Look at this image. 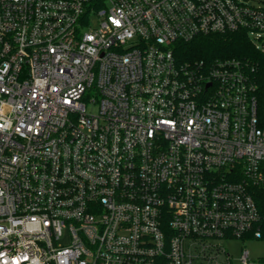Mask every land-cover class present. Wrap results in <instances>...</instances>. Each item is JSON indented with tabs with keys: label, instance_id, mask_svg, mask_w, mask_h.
<instances>
[{
	"label": "built area",
	"instance_id": "1",
	"mask_svg": "<svg viewBox=\"0 0 264 264\" xmlns=\"http://www.w3.org/2000/svg\"><path fill=\"white\" fill-rule=\"evenodd\" d=\"M236 31L264 51V1L0 0V264H230L217 240L263 239L264 89L175 54Z\"/></svg>",
	"mask_w": 264,
	"mask_h": 264
},
{
	"label": "trees",
	"instance_id": "2",
	"mask_svg": "<svg viewBox=\"0 0 264 264\" xmlns=\"http://www.w3.org/2000/svg\"><path fill=\"white\" fill-rule=\"evenodd\" d=\"M175 50L179 61L192 66L204 67L224 59L237 60L249 78L262 91L264 89V51L243 31L201 35L189 42L179 43Z\"/></svg>",
	"mask_w": 264,
	"mask_h": 264
},
{
	"label": "rangeland",
	"instance_id": "3",
	"mask_svg": "<svg viewBox=\"0 0 264 264\" xmlns=\"http://www.w3.org/2000/svg\"><path fill=\"white\" fill-rule=\"evenodd\" d=\"M262 35L264 39V31ZM258 44L264 47V40L258 41ZM217 241L221 245V247H223L226 250V252L229 253L228 258L226 253H221L218 256V259L221 262L229 261L230 264H244L242 261V255L244 253V250H247L249 253V257L247 261L248 264L262 263V259L264 257V238L263 239H257L252 237H247L243 239L231 238V239H223Z\"/></svg>",
	"mask_w": 264,
	"mask_h": 264
}]
</instances>
